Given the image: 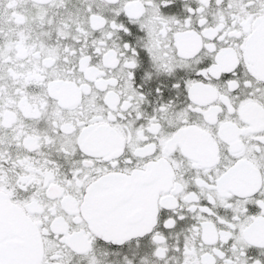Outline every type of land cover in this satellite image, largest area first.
Masks as SVG:
<instances>
[{
	"label": "snow or ice",
	"instance_id": "obj_1",
	"mask_svg": "<svg viewBox=\"0 0 264 264\" xmlns=\"http://www.w3.org/2000/svg\"><path fill=\"white\" fill-rule=\"evenodd\" d=\"M0 264H264V0H0Z\"/></svg>",
	"mask_w": 264,
	"mask_h": 264
}]
</instances>
